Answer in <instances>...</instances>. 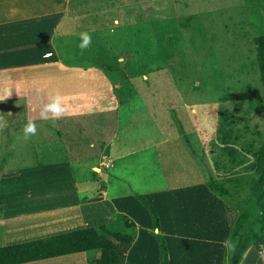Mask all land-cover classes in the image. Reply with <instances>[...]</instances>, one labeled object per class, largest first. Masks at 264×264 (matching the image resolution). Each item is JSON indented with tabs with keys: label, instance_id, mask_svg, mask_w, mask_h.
<instances>
[{
	"label": "rangeland",
	"instance_id": "obj_1",
	"mask_svg": "<svg viewBox=\"0 0 264 264\" xmlns=\"http://www.w3.org/2000/svg\"><path fill=\"white\" fill-rule=\"evenodd\" d=\"M108 1L115 5L102 6L103 12L113 9L107 14L111 20L122 18L117 27L113 22L102 23L109 35L102 42L95 39L90 46L102 52L79 57L63 40L56 42L57 50H62L59 55L71 61L75 57L76 61L92 60L104 65L117 85L118 97L125 103L119 115L122 125L137 116V127L128 129L131 138L152 134L155 143L165 144L174 135L180 142L182 158L190 159L174 166L178 171L172 177L175 182L169 181V185L174 182L171 190L167 189L170 193H166L160 155L154 147L125 163L121 181L113 177L109 180L116 183L113 193H137L132 198L106 201L118 204V208L111 206L112 213L117 214L115 221L127 216L140 236L145 232L143 239L129 249L127 264H161L157 234L166 239L169 264H234L236 257L240 264H264V244L258 249L253 238L264 235V177L256 176V160L248 151L258 150L264 142V113H260L261 108L264 110V91L254 43L264 31L255 26L259 18L264 23V10L252 15L247 0H178L180 5L177 0H140V4L136 0ZM128 16L134 22H126ZM82 28L75 31L86 26ZM69 41L71 46L77 42ZM52 45L49 42V51L54 52ZM66 49L68 54L64 53ZM109 67L112 69L108 71ZM29 120H5L9 124L0 132V178L5 179L0 180L5 184L4 193L0 192V244L49 235V214H41L49 209L46 188L38 184L37 194L32 185L34 175L41 171L38 165L63 153L49 151L52 144L60 145L55 131L59 123L33 118L37 135L25 140L23 128ZM226 131L230 142L224 141ZM82 152L96 153L89 148ZM77 158L78 152L73 161ZM102 158L96 171L89 169L88 174L100 175L102 187H107L106 174L111 172L105 168L110 163L106 156ZM41 174L49 187V175ZM189 175L194 176L191 182H187ZM212 182L223 186L228 194L219 196L212 191ZM140 195L157 209L161 231L154 230L148 209L137 199ZM103 200L102 195L99 201ZM246 210L251 213L252 224L240 232H245L240 242L245 254L232 257L233 251L224 242L231 241L236 220ZM102 212L105 214V210ZM37 225L45 228L36 229ZM86 255L60 258L52 264H89L98 253ZM48 263L44 260L32 264Z\"/></svg>",
	"mask_w": 264,
	"mask_h": 264
},
{
	"label": "crops",
	"instance_id": "obj_2",
	"mask_svg": "<svg viewBox=\"0 0 264 264\" xmlns=\"http://www.w3.org/2000/svg\"><path fill=\"white\" fill-rule=\"evenodd\" d=\"M140 2L136 0L135 3ZM177 4L180 5L178 0ZM108 5L113 7L115 4L108 0H0V117L9 120L10 123L14 122V119L26 118L59 123V128L55 131L60 137V142L57 143L60 145L52 144L49 151L63 153L49 163L38 165L41 171L33 176L32 189L37 194L40 193L37 191V185L41 184L46 188L44 192L46 197H49L47 203L49 209L41 213L49 214V235L42 238L114 223L117 214L112 213L111 206L118 208L115 198H132L137 193L125 195L116 190L117 193H113L116 183L113 185L109 180L113 177L114 180L121 181L120 176L123 174L121 170L125 163L143 150L152 147L157 149L161 172L166 182V193H170L171 185L175 182V178L172 177L178 168L174 166L183 165L190 160L186 156V159L182 158L180 142L174 135L165 144L155 143L152 134L145 137L141 135L130 137L128 129L137 127L135 125L137 116L128 119L126 124L122 125L119 115L125 103L118 97L117 85L108 77L104 65H99L97 61L93 63L92 60L76 61L75 57L71 61L59 55L62 50L60 48L57 50L56 42L63 40L64 45L71 47V53L79 54V57L102 52H96L90 47L82 52L78 45L82 32L95 35L92 38L93 42L97 38L102 42L103 37L109 35L105 33L107 29L105 23L113 22L116 27L118 26L122 17L117 16L111 20L107 14L113 9L105 12L102 10V6ZM130 18L128 16L126 22H134ZM103 22L105 23L102 24ZM49 26H52L51 30ZM83 26H86V29L75 31L76 28L83 29ZM69 39H75L77 42L71 46L67 43ZM49 42L51 45L53 42L54 52L49 51ZM104 44L108 45L107 42ZM68 49L64 53L68 54ZM109 50L114 52L111 48ZM51 55H54L53 60H49ZM57 94L64 97L67 114L59 120L41 119L39 113L43 106L50 103V98ZM150 122L154 125L153 120ZM2 129L0 128V132ZM88 148L96 153L87 155L82 152ZM77 152V161H73ZM103 156L104 158L106 156V162L110 163L109 167H104L111 172L106 174L107 187H102L100 175L88 174L89 169L96 171ZM169 166H172V171ZM114 170L116 173L113 176ZM41 173L49 175V187L47 181L43 182L47 180L43 178L46 176ZM193 178L194 176L189 175L187 182L193 181ZM123 179L127 182L126 177ZM0 180L5 181L3 177ZM91 180L93 183H90ZM170 180L174 182L169 185ZM74 183L81 187L77 188L76 185L74 187ZM130 185L128 192H131ZM4 186V183L1 184V193H4ZM102 195L103 202L99 201ZM111 199L115 202L108 204L106 201ZM102 210H105V214ZM39 226L35 228L39 230L45 228ZM138 233L137 236H140ZM144 233L137 237L135 242H140ZM80 255L88 256L86 253H80L67 257ZM58 259L60 258L47 260V263L50 261L48 264H52Z\"/></svg>",
	"mask_w": 264,
	"mask_h": 264
},
{
	"label": "trees",
	"instance_id": "obj_3",
	"mask_svg": "<svg viewBox=\"0 0 264 264\" xmlns=\"http://www.w3.org/2000/svg\"><path fill=\"white\" fill-rule=\"evenodd\" d=\"M247 3H249L247 6L249 10L253 11L252 15L254 12L258 13L260 10H264V0H247ZM255 26L263 29V20L259 18V24ZM254 43L257 48L258 71L264 91V31L259 32V35L255 37ZM110 69L112 68L109 67L107 70L109 71ZM260 113H264L262 108ZM223 137L225 142H230L229 132H223ZM248 151L253 154L256 160V176L264 177V142L258 150L248 149ZM210 188L219 196L228 194V191L223 186L215 182L210 183ZM137 199L148 209L154 223V230L161 231V219L157 209L146 197L140 195ZM263 207L264 205L261 204L262 219L264 220ZM250 219L251 213L246 210L242 211L236 220L230 241L232 245L230 248L233 251L232 257H241L245 254V249L240 247V242L244 238L245 232L244 234L240 232L252 224ZM1 226L2 220L0 219V229ZM136 227V224L130 221L129 217L124 216L110 225L89 227L17 244H0V264H32L88 252L99 253L97 258L89 260V264H127V252L137 238ZM253 238L255 239L256 247L259 249L264 244V235L258 238L253 236ZM157 239L161 248V264H169L166 239L162 234H157ZM251 239L248 240L251 241ZM239 260L237 257L233 258L234 264H240Z\"/></svg>",
	"mask_w": 264,
	"mask_h": 264
},
{
	"label": "clouds",
	"instance_id": "obj_4",
	"mask_svg": "<svg viewBox=\"0 0 264 264\" xmlns=\"http://www.w3.org/2000/svg\"><path fill=\"white\" fill-rule=\"evenodd\" d=\"M80 44L78 47L81 49V51L87 50L91 44H92V37L88 32H82L80 33ZM67 114V107L64 103V97L57 94L54 97L50 98V103H47L43 106L42 110L39 113V116L43 120H59L63 118ZM8 125V122L3 120L2 117H0V128H6ZM38 129L37 125L33 120H29L27 124L23 128V136L25 140L30 139L31 137L37 135ZM226 247H232L230 241H225ZM264 259V256L261 257Z\"/></svg>",
	"mask_w": 264,
	"mask_h": 264
}]
</instances>
